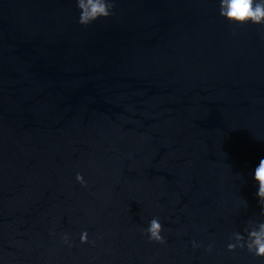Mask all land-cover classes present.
Masks as SVG:
<instances>
[{
    "label": "water",
    "instance_id": "water-1",
    "mask_svg": "<svg viewBox=\"0 0 264 264\" xmlns=\"http://www.w3.org/2000/svg\"><path fill=\"white\" fill-rule=\"evenodd\" d=\"M110 2L0 0V264H264V25Z\"/></svg>",
    "mask_w": 264,
    "mask_h": 264
},
{
    "label": "clouds",
    "instance_id": "clouds-1",
    "mask_svg": "<svg viewBox=\"0 0 264 264\" xmlns=\"http://www.w3.org/2000/svg\"><path fill=\"white\" fill-rule=\"evenodd\" d=\"M220 5V14L231 22L240 24L251 22L264 25V0H220ZM78 7L82 10L79 23L89 25L100 17L112 15L111 9L114 4L110 0H78ZM255 179L259 182L257 193L259 203L264 205V159L260 160L259 166L255 169ZM77 180L86 185L82 174L77 173ZM163 230L164 228L159 218H153L150 221V227L146 229L149 234V240L164 243ZM247 233L250 238V243L247 244L248 250L250 252L254 251L257 256L264 257V223H260L256 228L248 230ZM237 236L238 239H244L240 233H237ZM64 240L68 242L67 234H65ZM88 240V232L84 231L81 235V242L87 243ZM241 246L243 247L244 245L242 244ZM234 247L232 244L228 245L229 250Z\"/></svg>",
    "mask_w": 264,
    "mask_h": 264
}]
</instances>
